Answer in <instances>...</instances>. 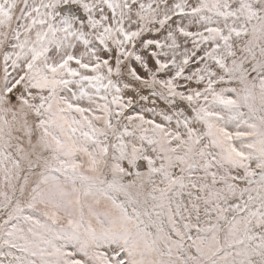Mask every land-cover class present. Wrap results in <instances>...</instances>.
I'll list each match as a JSON object with an SVG mask.
<instances>
[{
  "label": "snow or ice",
  "instance_id": "6c2138e0",
  "mask_svg": "<svg viewBox=\"0 0 264 264\" xmlns=\"http://www.w3.org/2000/svg\"><path fill=\"white\" fill-rule=\"evenodd\" d=\"M0 264H264V0H0Z\"/></svg>",
  "mask_w": 264,
  "mask_h": 264
}]
</instances>
